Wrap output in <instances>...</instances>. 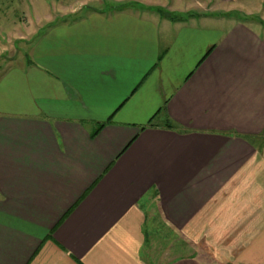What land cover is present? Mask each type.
Instances as JSON below:
<instances>
[{"label": "crops", "instance_id": "1", "mask_svg": "<svg viewBox=\"0 0 264 264\" xmlns=\"http://www.w3.org/2000/svg\"><path fill=\"white\" fill-rule=\"evenodd\" d=\"M110 1L6 58L0 264H264V19L170 28L154 9L204 0ZM154 210L179 256L152 248Z\"/></svg>", "mask_w": 264, "mask_h": 264}, {"label": "rangeland", "instance_id": "2", "mask_svg": "<svg viewBox=\"0 0 264 264\" xmlns=\"http://www.w3.org/2000/svg\"><path fill=\"white\" fill-rule=\"evenodd\" d=\"M110 0H0V74L6 69L7 56L15 53L17 61H12L15 66L22 62L23 50L28 52L26 42H29L35 37V33L39 31L41 27L45 25L46 15H53V11H57V15L68 19L78 18L83 16L90 8H105L112 9L108 5ZM227 3V1H225ZM224 1L218 2L216 0H204L203 2L195 3L194 8L189 12H171L165 7L154 9V20L160 25H171L170 28L175 27L178 24H193L194 15L196 14H213L215 16L222 15L237 18L242 20L248 25L256 28L260 26L259 20L264 19L263 10L252 11L251 14H247L249 10H242L241 7H234L233 5H227ZM113 3H110V5ZM186 3L179 5L178 9L182 11L183 6ZM261 9V8H260ZM53 14H52V13ZM25 19V25L23 26L22 20ZM61 19V18H60ZM21 34L25 36L27 41L21 38ZM31 42V41H30ZM29 49V50H28ZM154 224H150L152 230L151 235L154 239L152 242V248L157 250V253H162L163 250L168 248L172 251L175 249V255L178 252H182V249H188L176 234L168 227H163L158 210L153 212ZM153 223V222H152ZM173 237V238H172ZM172 238V239H170ZM190 249V248H189ZM195 247L191 248V251L195 250ZM193 253V252H191ZM190 253V254H191ZM158 256H161L159 255ZM185 254V253H184ZM187 254V253H186ZM173 254H169L172 258ZM165 256V255H164ZM167 260H170L167 258Z\"/></svg>", "mask_w": 264, "mask_h": 264}, {"label": "trees", "instance_id": "3", "mask_svg": "<svg viewBox=\"0 0 264 264\" xmlns=\"http://www.w3.org/2000/svg\"><path fill=\"white\" fill-rule=\"evenodd\" d=\"M123 6H124V5H119L118 7H123ZM211 50H212V49H210V50L207 52V54H206L205 57L208 56V54L211 52ZM205 57H204V58H205ZM103 126H104V124H100V125L98 126L97 130H96L94 133L91 134V137L94 138V137L97 135V133L103 128Z\"/></svg>", "mask_w": 264, "mask_h": 264}]
</instances>
